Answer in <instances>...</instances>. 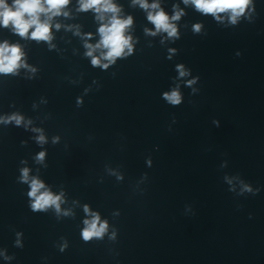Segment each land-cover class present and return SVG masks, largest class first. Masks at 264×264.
<instances>
[{"label": "water", "instance_id": "water-1", "mask_svg": "<svg viewBox=\"0 0 264 264\" xmlns=\"http://www.w3.org/2000/svg\"><path fill=\"white\" fill-rule=\"evenodd\" d=\"M158 2L184 10L178 38L148 34L147 11L114 0L133 18V52L107 69L85 54L101 22L78 0L53 17L50 42L0 27L28 65L0 74V264H264V0L236 25ZM177 86L172 106L162 94ZM13 114L20 125L4 122ZM22 168L63 193L59 215L31 210ZM85 205L107 222L102 238L82 239Z\"/></svg>", "mask_w": 264, "mask_h": 264}, {"label": "clouds", "instance_id": "clouds-1", "mask_svg": "<svg viewBox=\"0 0 264 264\" xmlns=\"http://www.w3.org/2000/svg\"><path fill=\"white\" fill-rule=\"evenodd\" d=\"M70 2L71 0H11V4H9L8 0H0V27H10L15 34L23 38L50 42L53 38L51 21L56 16H68V12L64 11V9ZM78 3L79 11L92 10L97 14L96 19L101 22L98 28L100 40L95 45L85 41V48L88 49L85 54L91 57L93 66L107 69L118 58L132 54V37L126 34L127 29L133 23L131 16L121 18V9L114 3V0H78ZM183 3L186 6L192 5L197 12L202 15H210L217 21H223L226 15L231 25H236L241 17L246 16L250 9L252 11L255 10L254 0H183ZM133 4H138L142 9L146 10L147 19L155 26V31L145 29L148 34L156 35L159 32H166L168 37L178 38L179 33L175 22L185 15L184 10L179 8V5L173 6V15L169 16L160 6L158 0H154L151 4L148 3V0H133ZM109 13L111 15L107 17V23H104L106 14ZM42 16L44 19L41 18ZM60 27V24L55 25L57 30ZM202 27L203 25L200 23L194 24V33H199ZM88 36L90 38L91 34H88ZM98 49H103L104 51H101L100 56H95L94 53ZM24 56L25 53L19 44H10L7 41L0 43V74H15L19 68L28 67ZM102 61H107V63H102ZM176 67L179 77H185L190 74V71L185 69L183 64H179ZM32 71H35V69H32ZM198 79L199 77H195L188 80L186 82L187 86L191 87ZM162 98L172 106H178L182 102V94L178 86L170 92H164ZM11 121H15L17 125H20L23 117L19 114H13L4 118L6 123ZM213 123L219 127L218 120H214ZM35 131L40 130L36 129ZM37 141L43 144L46 139L41 134L37 137ZM44 158L45 152L43 151L36 156L38 162H42ZM20 172V181L29 184L30 190L27 195L31 201V210L33 212H44L49 208H54L57 215H59L61 213L63 193L54 194L46 188L44 182L39 178H30V170L28 168H22ZM225 179L229 185H232L233 179L227 177ZM240 184L241 194L244 192L255 194L250 184L243 181H240ZM84 211L86 214L91 215V219L83 221L85 227L81 232L82 239L89 241L93 238H102L108 228L107 222H101L98 213H90L87 205L84 206ZM63 214L68 215L69 213L64 211ZM17 235L19 236L20 234L18 233ZM16 244L22 247L19 239Z\"/></svg>", "mask_w": 264, "mask_h": 264}]
</instances>
